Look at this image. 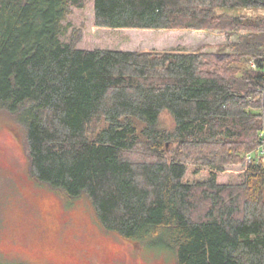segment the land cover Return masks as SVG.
<instances>
[{"label":"trees","instance_id":"16d2710c","mask_svg":"<svg viewBox=\"0 0 264 264\" xmlns=\"http://www.w3.org/2000/svg\"><path fill=\"white\" fill-rule=\"evenodd\" d=\"M88 1L0 0V115L23 125L31 177L176 264H264V165L246 158L264 143V17L230 13L264 0H93L98 27L218 32L216 53L80 49L62 37Z\"/></svg>","mask_w":264,"mask_h":264},{"label":"rangeland","instance_id":"374dc122","mask_svg":"<svg viewBox=\"0 0 264 264\" xmlns=\"http://www.w3.org/2000/svg\"><path fill=\"white\" fill-rule=\"evenodd\" d=\"M264 17V9L230 12ZM68 41L73 29L82 32L78 48L140 52H217L226 36L211 31L111 29L95 24L94 1L74 9L65 22ZM161 125L174 126L168 112ZM23 125L0 115V262L2 264H176L171 250L139 244L105 230L86 198L68 201L38 184L30 175ZM230 171V170H229ZM235 177V178H234ZM240 181L226 173L220 182ZM54 205L47 213L42 203Z\"/></svg>","mask_w":264,"mask_h":264},{"label":"built area","instance_id":"2783aa9c","mask_svg":"<svg viewBox=\"0 0 264 264\" xmlns=\"http://www.w3.org/2000/svg\"><path fill=\"white\" fill-rule=\"evenodd\" d=\"M244 10L248 11L249 9H244ZM246 158L249 163L257 162L264 165V143L258 148V150L255 153H249L246 156Z\"/></svg>","mask_w":264,"mask_h":264},{"label":"flooded vegetation","instance_id":"af4514ba","mask_svg":"<svg viewBox=\"0 0 264 264\" xmlns=\"http://www.w3.org/2000/svg\"><path fill=\"white\" fill-rule=\"evenodd\" d=\"M42 209L44 210V211H46L47 213H49L50 211H52V207H54V205H52V204H49V203H42Z\"/></svg>","mask_w":264,"mask_h":264}]
</instances>
